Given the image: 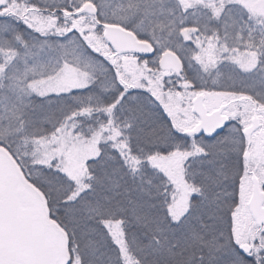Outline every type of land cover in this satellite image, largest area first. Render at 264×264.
I'll use <instances>...</instances> for the list:
<instances>
[{"label": "snow or ice", "instance_id": "obj_1", "mask_svg": "<svg viewBox=\"0 0 264 264\" xmlns=\"http://www.w3.org/2000/svg\"><path fill=\"white\" fill-rule=\"evenodd\" d=\"M0 264H264V0H0Z\"/></svg>", "mask_w": 264, "mask_h": 264}]
</instances>
